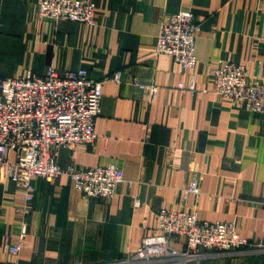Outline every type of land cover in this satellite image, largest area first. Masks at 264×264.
I'll return each mask as SVG.
<instances>
[{
	"label": "crops",
	"instance_id": "obj_1",
	"mask_svg": "<svg viewBox=\"0 0 264 264\" xmlns=\"http://www.w3.org/2000/svg\"><path fill=\"white\" fill-rule=\"evenodd\" d=\"M36 1L0 0V78L51 66L59 75L84 69L94 80L119 72V84H103L95 142L59 149L57 162L114 164L124 181L111 200H89L65 176L35 178L28 203L0 171V264H120L152 235L159 208L178 209L191 182L201 195L186 207L196 205L205 221L235 223L251 245L263 241L264 117L214 96L210 71L236 62L251 82L264 79V0H90V27L38 20ZM180 11L200 27L191 71L155 54L160 20ZM191 82L194 91L177 87ZM140 86L157 87L156 98ZM254 250L186 264H264V250Z\"/></svg>",
	"mask_w": 264,
	"mask_h": 264
},
{
	"label": "built area",
	"instance_id": "obj_2",
	"mask_svg": "<svg viewBox=\"0 0 264 264\" xmlns=\"http://www.w3.org/2000/svg\"><path fill=\"white\" fill-rule=\"evenodd\" d=\"M36 7L41 21L94 25L95 5L90 0H37ZM199 28L188 11L162 17L155 54L170 58L183 71L195 69ZM210 77L214 96L238 102L246 112L264 117V79L251 82L246 67L236 62L216 66ZM120 81L119 72L94 80L84 69L66 70L59 75L52 66L43 75L27 72L0 78V171L24 190L26 202L33 200V179L48 181L58 176L67 177L72 189L89 200H111L117 195L124 181L120 168L114 164L83 167L74 163L61 167L57 155L61 148L71 151L95 142L103 84ZM177 87L184 93L194 91L195 85L191 82L185 87L179 83ZM140 89L151 100L156 98L157 87ZM10 153L14 161L9 160ZM200 195L196 182L183 187L178 209L159 208L152 235L143 237L136 251L120 264H186L193 258L264 250V240L251 245L240 236L235 223L205 221L196 205L186 207L190 198L197 200ZM28 210L18 212L24 215ZM24 230L23 225L21 239ZM174 239L182 242V250L174 246ZM21 245L9 247V253L17 256Z\"/></svg>",
	"mask_w": 264,
	"mask_h": 264
}]
</instances>
